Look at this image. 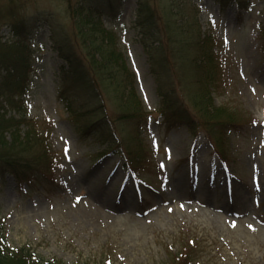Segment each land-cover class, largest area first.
I'll use <instances>...</instances> for the list:
<instances>
[{
    "label": "rangeland",
    "instance_id": "obj_1",
    "mask_svg": "<svg viewBox=\"0 0 264 264\" xmlns=\"http://www.w3.org/2000/svg\"><path fill=\"white\" fill-rule=\"evenodd\" d=\"M111 4L114 11L120 5L119 14L115 19L105 14L101 24L114 36L116 50L135 76L137 97L150 115L145 142L157 176L135 180L119 157H95L105 147L79 137L67 118L59 93V50L83 59L84 49L74 37L66 2L0 0L1 44L25 40L26 53L34 59L25 115L48 124V140L59 161L55 184L31 195L0 174V234L6 246L26 249L44 263L104 264L109 258L111 264H169L170 254L193 241L194 264H264V0H249L242 16L233 4L221 10L215 0ZM143 6L160 11L158 16L163 7L173 6L178 22L194 20L201 32L214 33L226 61L227 83L224 90L213 91V106L252 121L231 136L234 159L229 166L220 164L202 132L167 129L164 109L173 111L182 104L183 111L197 113L190 102L197 86L184 61L172 77L154 65L163 45L141 27ZM30 20L32 34L16 39L12 23ZM106 85L100 89L107 116L116 120L122 89ZM74 95L85 110L99 106L80 92ZM67 96L72 100L71 93ZM115 128L122 137L120 126ZM206 210L220 226L204 215Z\"/></svg>",
    "mask_w": 264,
    "mask_h": 264
},
{
    "label": "trees",
    "instance_id": "obj_2",
    "mask_svg": "<svg viewBox=\"0 0 264 264\" xmlns=\"http://www.w3.org/2000/svg\"><path fill=\"white\" fill-rule=\"evenodd\" d=\"M63 1L68 6L74 37L81 40L84 49L83 59L68 50H59L63 62L59 74L63 83L61 94L64 95L67 118L82 138L106 147L100 156L117 155L134 178L150 179L154 176V166L145 142L148 115L137 97L134 75L128 71L123 56L115 48L114 36L101 24L105 14H110L112 19L118 16L120 5L114 14L111 1L120 3L121 0ZM215 1L221 10L233 4L240 14L248 11L246 0ZM159 12L147 6L141 7L139 12L144 17L141 27L146 36H156L158 44L162 42L163 45L154 65L161 68L167 77H172L184 61L191 80L197 86V93L191 92L190 97L192 110L194 107L197 113L188 110L186 115L180 114L184 110L181 104L176 114H163L167 129L184 125L193 134L204 133L213 153L223 164H230L233 161L230 135L245 120L222 106H213V91L224 89L223 60L216 51L218 45L214 35L211 30L201 32L194 20L178 22L173 6L163 7L161 16H158ZM31 21L12 23L10 31L13 36L18 39L22 34L25 38L31 35ZM28 49L25 40L11 44L0 42V73L3 72L0 74V174L12 177L19 188L25 186L31 194L45 184H53L58 168L56 156L48 143L47 128L25 116V99L33 74L31 56L26 53ZM19 51H25V54ZM103 83L107 84L105 87L114 86L115 91L122 89L120 95L117 93L116 104L121 115L116 120L107 116L100 89ZM75 92L87 96L89 101H96L99 106L85 110L73 99ZM70 93L72 100L65 96ZM115 124L122 129V137L115 132ZM196 248L192 243L182 244L176 254H170L169 264H194ZM0 264L62 263L34 261L33 255L23 249L10 251L0 237Z\"/></svg>",
    "mask_w": 264,
    "mask_h": 264
},
{
    "label": "bare ground",
    "instance_id": "obj_3",
    "mask_svg": "<svg viewBox=\"0 0 264 264\" xmlns=\"http://www.w3.org/2000/svg\"><path fill=\"white\" fill-rule=\"evenodd\" d=\"M105 202V201H104ZM106 203V202H105ZM207 211V210H206ZM204 215H206L210 220H212V222L215 224V225H217V226H220V224H221V221L220 220H218V219H216L214 216H212L211 214H210V212L209 211H207V212H205L204 213ZM248 218V217H247ZM247 218H243L242 219V221H246L247 220ZM125 218L122 216V220H124ZM222 219V218H221ZM223 220H224V218H223Z\"/></svg>",
    "mask_w": 264,
    "mask_h": 264
}]
</instances>
